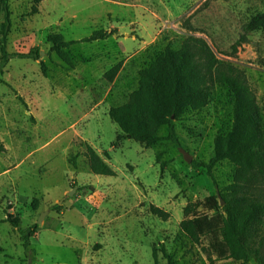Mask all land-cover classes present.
I'll use <instances>...</instances> for the list:
<instances>
[{
  "label": "rangeland",
  "instance_id": "rangeland-1",
  "mask_svg": "<svg viewBox=\"0 0 264 264\" xmlns=\"http://www.w3.org/2000/svg\"><path fill=\"white\" fill-rule=\"evenodd\" d=\"M32 3L9 0L11 57L0 65V264H166L161 245L175 264H264V217L251 238L259 258L248 262L214 260L204 241L192 243L179 226L187 203L227 192L240 171L224 158L212 169L213 183L205 168L191 165L208 162L215 139L231 127L225 84L214 83L204 107L175 121L177 144L125 140L113 148L119 129L108 115L139 88L140 71L159 53L193 36L219 63L245 73L264 131V29L237 45L264 0H43L30 15ZM101 31L111 35L86 40ZM50 34L72 42L67 60L50 51ZM122 61L107 81L104 72ZM159 135L167 136L166 126ZM85 143L115 176L89 171ZM53 204L61 207L53 211ZM50 207L25 246L7 212L26 233Z\"/></svg>",
  "mask_w": 264,
  "mask_h": 264
},
{
  "label": "trees",
  "instance_id": "trees-1",
  "mask_svg": "<svg viewBox=\"0 0 264 264\" xmlns=\"http://www.w3.org/2000/svg\"><path fill=\"white\" fill-rule=\"evenodd\" d=\"M43 0H32L30 15L38 12ZM9 0H0V65L11 55L6 50L10 32ZM264 29V10L252 15L242 26L243 34L237 45L246 41L245 34ZM108 32H97L86 40L105 38ZM51 52L67 60L65 48L72 43L60 34H50ZM233 49H236L235 45ZM42 70L45 65L41 62ZM122 62L110 67L103 77L112 82ZM139 88L133 90L127 101L108 110L110 119L118 126L119 133L111 142L115 148L125 140H135L146 148L161 140L178 143L175 121L180 120L189 109L204 107L211 95L214 83L225 84L232 98V121L229 131L215 139L213 153L208 162L193 161L195 168L203 167L213 183L215 164L230 158L240 168L235 183L227 192L209 195L187 203L182 210L179 223L182 231L194 244L205 242L214 260L248 262L259 258L260 246L251 238L257 232L264 217V131L257 114L256 94L250 87L245 73L231 64L219 63L214 53L202 38L187 37L179 49L166 47L147 68L139 73ZM167 128V136H160L159 129ZM84 157L89 171L96 175L115 176V171L105 159L88 143H85ZM75 154L71 164L76 166ZM223 201L221 205L220 201ZM37 201V200H36ZM61 205L53 204V211ZM151 212L166 218L161 208L153 207ZM7 221L18 228L23 244L36 233L35 223L25 233L19 228L20 219L7 212ZM166 220V219H165ZM166 264H175L166 248L161 245Z\"/></svg>",
  "mask_w": 264,
  "mask_h": 264
},
{
  "label": "water",
  "instance_id": "water-1",
  "mask_svg": "<svg viewBox=\"0 0 264 264\" xmlns=\"http://www.w3.org/2000/svg\"><path fill=\"white\" fill-rule=\"evenodd\" d=\"M181 152L183 154L184 160H186L187 162H191V159H192L191 156L186 151H184V150H181ZM220 202H221V205H223L224 202L222 200ZM50 210H51V207L48 208V209H46V210H44L43 212H41L39 214L38 219H37V222H36L37 225H42L43 224V222L45 220V217L48 215V213L50 212ZM27 264H30V260L28 261Z\"/></svg>",
  "mask_w": 264,
  "mask_h": 264
},
{
  "label": "crops",
  "instance_id": "crops-1",
  "mask_svg": "<svg viewBox=\"0 0 264 264\" xmlns=\"http://www.w3.org/2000/svg\"><path fill=\"white\" fill-rule=\"evenodd\" d=\"M122 62H123V63H122L121 68L125 65V63H126L127 61H122ZM116 76H117V75H116ZM105 160H106V159H105ZM106 161H107V160H106ZM89 187H90V186H89ZM92 190H93V189H92ZM92 192H94V190H93ZM92 192H91V193H92ZM47 219H48V218L45 219L44 223H46Z\"/></svg>",
  "mask_w": 264,
  "mask_h": 264
}]
</instances>
